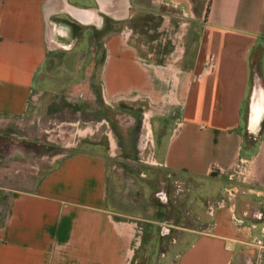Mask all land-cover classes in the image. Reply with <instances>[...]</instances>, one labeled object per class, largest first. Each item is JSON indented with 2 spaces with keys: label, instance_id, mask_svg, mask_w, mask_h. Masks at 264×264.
I'll return each mask as SVG.
<instances>
[{
  "label": "crops",
  "instance_id": "obj_1",
  "mask_svg": "<svg viewBox=\"0 0 264 264\" xmlns=\"http://www.w3.org/2000/svg\"><path fill=\"white\" fill-rule=\"evenodd\" d=\"M103 1L0 0V142L76 130L35 182L9 188L0 168V264H125L153 212L186 230L168 264H234L245 221L229 198L208 207L225 186L264 200V0H148L179 21L142 32L105 26L140 0ZM144 115L159 167L138 161ZM161 181L170 210L146 203ZM152 248L144 264H161Z\"/></svg>",
  "mask_w": 264,
  "mask_h": 264
},
{
  "label": "rangeland",
  "instance_id": "obj_2",
  "mask_svg": "<svg viewBox=\"0 0 264 264\" xmlns=\"http://www.w3.org/2000/svg\"><path fill=\"white\" fill-rule=\"evenodd\" d=\"M143 0H137L139 3L131 10V14H135L134 19L128 22H114L110 20L105 21L106 28L112 26V28H122L129 25L134 31L142 32L146 27L161 26L164 21L160 14L171 16L175 21L178 19V11L174 7L152 4L148 6V0L145 1V5L141 3ZM147 2V3H146ZM156 13V16L143 17L142 14L147 12ZM145 18V20H143ZM149 19V20H147ZM171 20V22L173 21ZM157 28V27H156ZM161 33L165 34V28H161ZM53 121L46 123V132L43 138L34 140H22L14 141L7 139L5 144L0 142V168H3L4 174H6L7 185L10 188L13 186V178L23 176V178L36 181L41 175L48 169H50L54 160L62 156L68 146L69 142L74 144V138L72 135L75 134L76 130L68 125H61V122ZM87 124L81 123L79 127H85ZM140 134V133H139ZM138 134V135H139ZM139 137V136H138ZM252 142V141H251ZM16 153V155H14ZM17 162V163H15ZM140 164V163H139ZM142 165V164H140ZM144 167V165H142ZM17 168V169H16ZM15 171L18 172L15 173ZM10 181V183H9ZM12 182V184H11ZM1 183V179H0ZM159 185L155 189L153 197L149 196L146 199L148 205L156 206V208L166 207L170 210L174 206L175 200L171 198V189L166 182H159ZM175 185V184H174ZM173 185V190L176 191L177 187ZM222 188V187H221ZM166 191L168 200H162L158 193ZM184 190V188H183ZM221 190V200L229 198L231 193L230 201L236 206L237 217L245 221L246 224V239L241 243V248L237 252L236 261L234 264H264V200L260 195H252L249 192L246 194L245 190H238V187L225 186ZM178 192V190H177ZM7 194V195H6ZM9 192L4 193L0 190V222L4 219L5 214V203L8 198ZM228 200V199H227ZM158 213H150L146 215L143 220L147 222H141L143 228L141 234L136 235L135 250L133 264H144L145 254L148 251V246L152 245V253L156 254L161 264H168L170 261V255L167 259L162 258L163 254L166 253L170 244H176V241L180 240L186 230L178 228L174 220H170L174 228L168 236L161 234V224L165 220H159ZM151 223L157 226L156 228H147V223ZM150 225V224H149ZM158 251V252H157Z\"/></svg>",
  "mask_w": 264,
  "mask_h": 264
},
{
  "label": "built area",
  "instance_id": "obj_3",
  "mask_svg": "<svg viewBox=\"0 0 264 264\" xmlns=\"http://www.w3.org/2000/svg\"><path fill=\"white\" fill-rule=\"evenodd\" d=\"M143 126L145 133L142 136L141 142H140V148H139V163L144 165V166H151V167H159L161 166L160 163L156 159V154L154 150V145L150 133V125H149V116L144 115V120H143ZM175 186L177 187L178 192L183 190V185L182 183L176 181ZM158 196L162 199L167 201L168 200V195L166 191H162L158 193ZM231 193H229V199H230ZM226 205V201H221L219 202L216 206L214 205H209L208 207V213L210 216L214 215V211L216 207H224ZM174 226L169 223V222H163L161 224V234L163 236H168L171 232ZM141 231V230H140ZM134 250L135 247L132 250V255L127 259L125 264H133V258H134Z\"/></svg>",
  "mask_w": 264,
  "mask_h": 264
},
{
  "label": "flooded vegetation",
  "instance_id": "obj_4",
  "mask_svg": "<svg viewBox=\"0 0 264 264\" xmlns=\"http://www.w3.org/2000/svg\"><path fill=\"white\" fill-rule=\"evenodd\" d=\"M102 8L105 12L107 13H113L115 14V12L118 14V11H116L114 8H113V4H108L105 0L103 1L102 3Z\"/></svg>",
  "mask_w": 264,
  "mask_h": 264
},
{
  "label": "bare ground",
  "instance_id": "obj_5",
  "mask_svg": "<svg viewBox=\"0 0 264 264\" xmlns=\"http://www.w3.org/2000/svg\"><path fill=\"white\" fill-rule=\"evenodd\" d=\"M113 8L118 11V12H122L123 9L121 8V6H119L118 4L115 3V0L113 2ZM261 118H254V125L257 126L259 121Z\"/></svg>",
  "mask_w": 264,
  "mask_h": 264
}]
</instances>
